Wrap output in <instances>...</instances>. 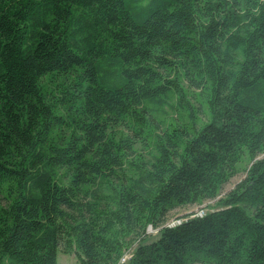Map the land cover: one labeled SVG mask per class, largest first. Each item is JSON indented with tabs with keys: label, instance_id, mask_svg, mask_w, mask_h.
I'll return each instance as SVG.
<instances>
[{
	"label": "trees",
	"instance_id": "obj_1",
	"mask_svg": "<svg viewBox=\"0 0 264 264\" xmlns=\"http://www.w3.org/2000/svg\"><path fill=\"white\" fill-rule=\"evenodd\" d=\"M171 97L187 120L156 133ZM127 121L151 162H128L134 142L113 132ZM262 154L264 0H0V264H58L61 247L119 264L138 238L126 264H264ZM246 156L218 208L161 228L218 198Z\"/></svg>",
	"mask_w": 264,
	"mask_h": 264
},
{
	"label": "rangeland",
	"instance_id": "obj_2",
	"mask_svg": "<svg viewBox=\"0 0 264 264\" xmlns=\"http://www.w3.org/2000/svg\"><path fill=\"white\" fill-rule=\"evenodd\" d=\"M44 83L52 91L54 84L50 83V81L46 79ZM183 84L188 90L189 98L192 104L199 110V125L209 121V111L205 104L204 97L201 95V92L192 88L187 81H183ZM152 115L153 119H151V122L156 128V133L158 132L159 134L163 130L182 126L187 120L184 115V112L178 106L177 99L175 97H171L163 108L154 109ZM136 128L137 127L132 122L127 121L116 126L113 129V132L116 134L117 137L129 138L134 142V152H129L131 153V155L128 157V162H134L139 158H141L145 162H151L155 154L153 138L147 133V131L137 132L135 130ZM68 135V131L63 130L57 132L56 135H54V138L55 140L60 141L62 138L68 137ZM263 157L264 154L258 156L255 160L261 159ZM252 163L253 160L249 156H246L238 167V173L234 177L230 178L222 186L218 198H216L215 200L204 201L201 204L179 207L174 210H171L168 213L167 219L164 224H162L161 228L167 225H175L179 222L180 218L189 214L202 215L213 209L218 208V203L220 199H224L232 190H234L237 184H239L242 180L246 178L248 170L251 167ZM117 172V175L112 178L113 182L117 184L126 183L129 177L132 175L131 166L127 162H125L123 164V167ZM64 173L65 170H62L61 174L63 175ZM160 229H154L152 226H150L146 233L148 241H152L154 238H156ZM139 242L140 239L138 238L133 243V245H131L130 248L126 251V254L124 256L132 254L135 248L138 246ZM58 264H77L76 254H65L63 247H61L58 255Z\"/></svg>",
	"mask_w": 264,
	"mask_h": 264
},
{
	"label": "built area",
	"instance_id": "obj_3",
	"mask_svg": "<svg viewBox=\"0 0 264 264\" xmlns=\"http://www.w3.org/2000/svg\"><path fill=\"white\" fill-rule=\"evenodd\" d=\"M130 257H131V254H130V255H127V256H124V257L121 259V261H120L119 264H126L127 261L130 259Z\"/></svg>",
	"mask_w": 264,
	"mask_h": 264
}]
</instances>
